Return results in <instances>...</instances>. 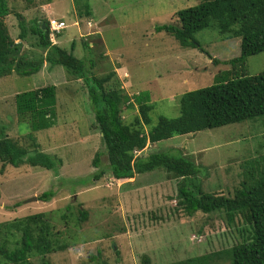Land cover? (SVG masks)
<instances>
[{"label": "rangeland", "instance_id": "1", "mask_svg": "<svg viewBox=\"0 0 264 264\" xmlns=\"http://www.w3.org/2000/svg\"><path fill=\"white\" fill-rule=\"evenodd\" d=\"M200 1L81 0L92 16L79 18L72 0H8L6 23L10 37L22 45L25 59L42 52L36 47V37L17 39V16L27 27L37 21H64L67 28L54 39V45L70 52L74 41L71 54L78 59L86 56L87 61L92 58L94 76L123 66L132 83L131 88L126 80L124 88L120 82L124 93L143 92L152 106L150 124L143 126L148 132L159 117L179 115L182 94L211 86L215 75L230 69L226 63L240 55V38L229 39L212 28L194 35L203 52L182 48L173 37L155 32L156 26L177 24L175 13ZM83 42L89 43L90 51L82 49ZM216 60L219 64H214ZM245 73L249 77L264 74V51L247 58ZM46 86L56 90L57 125L34 131L31 117L16 112L15 96ZM122 116L123 121L132 123L137 109L126 110ZM0 136L28 151L34 149L29 140L32 136L39 151L62 161L58 175L27 165L2 168L0 162V247L13 250L22 235L13 228L6 230V224L39 213L45 215L42 221L51 227L55 244L63 247L43 257L30 256L24 264H142L145 259L148 264H169L228 249L251 238V227L239 217L233 224L227 223L223 213L198 212L188 217L177 206L180 179L164 170L127 181L109 174L94 180L98 170L92 160L96 153H104L101 135L86 86L60 66L50 69L43 64L29 77L13 72L0 78ZM153 153L183 155L199 167L194 182L202 191L232 197L245 182V166L252 167L254 173L264 170V116L147 144L133 156L146 158ZM100 160L105 167L106 156ZM47 191H53V197L38 201ZM32 198L36 200L29 201ZM83 211L87 218L79 221ZM0 264L9 263L0 256Z\"/></svg>", "mask_w": 264, "mask_h": 264}, {"label": "trees", "instance_id": "2", "mask_svg": "<svg viewBox=\"0 0 264 264\" xmlns=\"http://www.w3.org/2000/svg\"><path fill=\"white\" fill-rule=\"evenodd\" d=\"M72 2L79 18L92 16L87 4L81 5V0ZM9 15L8 0H0V78L13 72L29 77L37 74L43 64H48L50 69L55 66L64 68L72 78L83 82L104 147V153H96L92 160V166L98 170L94 180L109 174L115 180L127 181L135 175L164 170L180 179L177 206L188 217L198 212L204 215L223 213L228 224L235 223L239 217L251 227V238L248 240L228 249L169 264H264V170L254 173L252 167L245 166V182L232 197H226L202 191L200 185L194 182L200 173L199 167L183 155L174 157L167 153H153L146 158L133 156V152L143 150L147 144L155 145L177 136L264 116V74L249 77L245 73L247 58L264 51V0H201L193 7L177 11V24L154 28L156 33L164 32L173 37L182 48H198L202 52L194 35L211 28L229 39L240 38L241 43L240 55L226 63L230 69L215 75L211 86L182 94L178 98L179 115L175 118L159 117L157 124L148 132L143 131V126L150 124L152 106L147 104L145 93L125 94L114 71L101 76L92 75L93 59L87 61L86 56L78 59L71 54L75 50L74 41L69 52L52 43L46 22H33L27 27L23 18L17 16V39L25 40L27 35L36 37V47L42 52L37 57L25 59L21 54L22 45L15 43L9 35L6 23ZM42 25H45L44 30ZM81 46L84 51L91 49L89 43L83 42ZM213 62L219 64L217 60ZM14 103L18 114L31 117L34 131L57 125L54 86L17 94ZM134 108L138 116L133 122L123 121V112ZM29 140L34 147L30 151L7 136H0L2 168L27 165L58 175L62 161L39 151L34 137L29 136ZM103 155L108 161L105 167L101 166ZM53 195V191L44 192L38 201L47 202ZM80 215L79 221H85L86 211ZM44 216L39 213L5 225L6 230L13 228L22 232L18 246L13 250L0 247V256L6 263L24 264L30 256L43 257L63 250L51 238V227L42 221ZM142 264H148V260L145 259Z\"/></svg>", "mask_w": 264, "mask_h": 264}, {"label": "built area", "instance_id": "3", "mask_svg": "<svg viewBox=\"0 0 264 264\" xmlns=\"http://www.w3.org/2000/svg\"><path fill=\"white\" fill-rule=\"evenodd\" d=\"M47 27L49 30L50 40L54 43V39L60 35V33L67 28L66 24L62 20H48Z\"/></svg>", "mask_w": 264, "mask_h": 264}, {"label": "crops", "instance_id": "4", "mask_svg": "<svg viewBox=\"0 0 264 264\" xmlns=\"http://www.w3.org/2000/svg\"><path fill=\"white\" fill-rule=\"evenodd\" d=\"M31 21H32V19H31ZM99 22H101V21H99ZM99 22H98V25H99ZM37 23L38 24H40L41 22L40 21H37ZM10 31V30H9ZM58 39V38H57ZM14 42H16V40H13ZM113 71L115 72V74H116V77H117V79H119L120 81L119 82H121L122 83V85H123V87L125 88V82H126V80H128V84L131 86V88H132V83L129 81V74L125 71V69L123 68V66H119V68L118 69H113ZM121 72H123L122 74V77L124 78L123 80H125V81H123L122 79H121ZM125 72V73H124ZM128 76V77H127ZM136 93V92H135ZM132 94H134V93H132ZM132 94H128V96H131ZM137 94V93H136Z\"/></svg>", "mask_w": 264, "mask_h": 264}, {"label": "water", "instance_id": "5", "mask_svg": "<svg viewBox=\"0 0 264 264\" xmlns=\"http://www.w3.org/2000/svg\"><path fill=\"white\" fill-rule=\"evenodd\" d=\"M42 29L44 30L45 29V25H42ZM36 199L35 198H32L30 199L29 201H35Z\"/></svg>", "mask_w": 264, "mask_h": 264}]
</instances>
